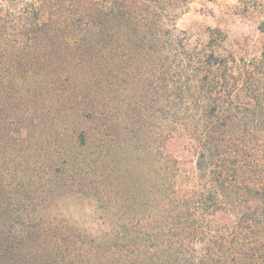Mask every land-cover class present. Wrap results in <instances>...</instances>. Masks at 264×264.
I'll return each instance as SVG.
<instances>
[{"label":"trees","instance_id":"trees-1","mask_svg":"<svg viewBox=\"0 0 264 264\" xmlns=\"http://www.w3.org/2000/svg\"><path fill=\"white\" fill-rule=\"evenodd\" d=\"M192 1L0 3V264H264V50Z\"/></svg>","mask_w":264,"mask_h":264},{"label":"rangeland","instance_id":"rangeland-1","mask_svg":"<svg viewBox=\"0 0 264 264\" xmlns=\"http://www.w3.org/2000/svg\"><path fill=\"white\" fill-rule=\"evenodd\" d=\"M30 1L0 0V3L20 8ZM262 23L264 0H193L189 11L177 21V26L192 34L194 41L203 37L207 27H219L229 35L225 50H235L238 55L244 54L252 59L264 50ZM57 211L75 226L89 228L94 224L93 227L110 230L108 223L94 216V203L88 199L70 197L58 206Z\"/></svg>","mask_w":264,"mask_h":264},{"label":"water","instance_id":"water-1","mask_svg":"<svg viewBox=\"0 0 264 264\" xmlns=\"http://www.w3.org/2000/svg\"><path fill=\"white\" fill-rule=\"evenodd\" d=\"M11 1L16 2V1H18V0H11Z\"/></svg>","mask_w":264,"mask_h":264}]
</instances>
